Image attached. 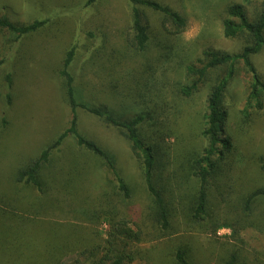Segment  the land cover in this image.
Masks as SVG:
<instances>
[{
	"label": "rangeland",
	"instance_id": "rangeland-1",
	"mask_svg": "<svg viewBox=\"0 0 264 264\" xmlns=\"http://www.w3.org/2000/svg\"><path fill=\"white\" fill-rule=\"evenodd\" d=\"M154 1L178 12L185 18L186 26L180 34H174V27L163 23L161 13L138 6L148 21L149 41L144 52H137L131 47L128 0H97L89 7L86 0H0V17L24 24L35 19L47 22L37 32L18 38L0 32V119L7 120L0 129V264H79L76 252L80 247L103 243L106 238L105 223H88L74 212L64 214L59 204V209L38 215V194L15 182L17 170L69 127L71 112L60 72L71 48L74 55L68 71L77 100L106 105L118 114L154 115L156 125L152 130L160 132L155 137L163 139L159 145L173 163L171 170L185 166L188 158L201 154L206 147L201 131L212 79L186 97L181 93V88L191 82L186 68L198 66L208 50L230 55L241 52L245 42L225 38L222 22L227 6L243 1ZM259 8V2L245 5L250 18ZM251 62L264 82V48L251 57ZM235 67L224 96L229 114L227 130L235 147L233 170H229L219 188L217 184L211 190L210 207L213 206L215 217L219 209L225 216L239 214L236 200L264 187V110L249 109L250 116L242 115L251 76L242 62ZM78 129L115 155L124 180L135 190L126 213L142 229L143 240L133 245V264H177L175 253L179 245L190 247L194 264H222L234 251L241 257L238 264L264 260V228L261 231L255 225L241 226L239 240L235 241L231 229L201 233L198 226L186 227L177 219L170 234L158 238L145 215L147 196L128 141L82 110L78 111ZM80 167L90 173L85 182L90 183L85 188L89 192L103 183L112 187L107 171L77 147L71 137L65 139L44 170L46 183L56 191L59 185L63 186L67 199L75 205H80L82 199L77 198L75 183L66 175ZM220 193L228 197L230 204L218 205V209ZM231 220L232 217L228 223ZM64 237L76 246L73 252L59 255L55 245Z\"/></svg>",
	"mask_w": 264,
	"mask_h": 264
},
{
	"label": "trees",
	"instance_id": "trees-1",
	"mask_svg": "<svg viewBox=\"0 0 264 264\" xmlns=\"http://www.w3.org/2000/svg\"><path fill=\"white\" fill-rule=\"evenodd\" d=\"M242 1V4L227 6L226 17L222 22L225 38L243 39L245 42L241 52L230 55L208 50L203 53L204 61L199 60L198 66L189 65L186 68L187 75L191 79L189 85L181 88V93L186 97L191 96L201 84L212 79L201 131V136L207 145L201 154H193L188 158L185 166H177L175 170L170 169L173 163L159 145L163 140L162 137L160 139L155 137L160 132L152 130V127L156 125L154 115L148 112L118 114L106 105L94 106L77 100L74 80L68 71L73 60V48L66 53L60 75L64 79L65 95L71 112L69 127L46 145L38 156L17 170L15 182L38 194L40 204L37 214L40 216L47 215L48 211L59 209L57 208L59 204L65 210L60 209L64 214L74 212L88 223L101 221L108 226L103 243L78 249L76 254L79 264H133V245L143 240L142 229L133 221V217H129L126 213V208L135 198V190L124 180L118 169L115 155L103 145L80 133L79 110L113 128L128 141L131 156L139 170L147 196L145 215L158 238L170 234V230L174 229L173 223L177 219L182 220L186 227L198 226L201 233L213 234L218 228L223 227L231 229L232 238L235 241L239 240L241 226L255 225L261 231L264 228V187L243 196L239 202L238 199L236 200L235 209L241 210L239 214L225 216L223 209L218 208V205L226 207L230 204L228 197L222 193H220V199L217 198L216 206L219 211L216 212V217L213 206L210 207L212 188L217 184L219 188V184H223L226 175L233 170L231 161H233L235 147L227 130L229 114L224 106V96L236 73L235 66L238 62L244 64L251 76L250 93L245 108L241 111L242 115L245 118L250 116L249 109L264 110V82L251 62V57L264 48V0ZM96 2L97 0H86L85 5L89 7ZM128 2L131 15V47L137 52H144L149 41L148 21L138 6L161 13L163 23L172 24L174 27V34H180L185 29V18L167 5L154 0H128ZM253 2H259L260 8L250 18L245 5ZM46 23L45 20L35 19L24 24L13 22L2 16L0 32L5 31L18 38L37 32ZM212 73H216L214 78ZM6 79L9 86V75ZM6 125L7 120L1 117L0 129ZM146 131L150 133L149 136L146 135ZM67 137L73 138L77 147L92 161L100 164L111 177L108 184L112 187L108 188L107 183H103L95 189L91 188L89 192L85 188L90 183L85 182L86 176L90 173L83 167L76 168L77 170L75 169L73 173L66 175L69 181L75 183L77 198L82 199L80 205H75L73 201L67 199L63 186L59 185L56 191L52 188V184L44 180L46 165L51 161L54 153L60 150ZM261 169L264 172V166H261ZM184 199H186L185 202H183ZM28 207L29 205L26 209ZM92 207L93 210H89ZM230 217H232V223H228ZM234 225H237V228H234ZM67 237L55 245L59 255L74 251L73 246L76 244L70 242ZM178 247L175 253L176 263L194 264L190 256V247L187 245ZM240 258V254L234 251L228 254L222 264H238ZM255 262L264 264L263 259L254 260L253 264Z\"/></svg>",
	"mask_w": 264,
	"mask_h": 264
}]
</instances>
